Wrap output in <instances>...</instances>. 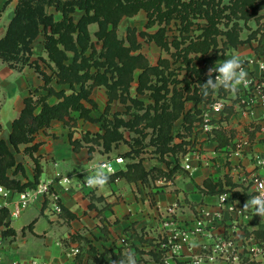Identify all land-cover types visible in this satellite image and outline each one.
Segmentation results:
<instances>
[{
	"label": "crops",
	"instance_id": "0c3cea01",
	"mask_svg": "<svg viewBox=\"0 0 264 264\" xmlns=\"http://www.w3.org/2000/svg\"><path fill=\"white\" fill-rule=\"evenodd\" d=\"M17 2L18 0H0V37L6 34L7 27L15 14ZM49 10L55 14L57 19L61 18V14L54 8H49ZM141 12L145 13L147 17L145 11L142 10L139 13ZM81 13V10H77L75 18L78 19ZM260 14H264V10H261ZM251 21H255L256 28L251 27ZM241 24H243L242 20ZM93 25L96 26L97 23L91 24V28ZM158 27L157 24L151 28H146L145 24L144 29L141 30L154 32ZM172 27L175 28L174 25ZM96 29L94 28L92 31ZM263 32L264 16L261 19L249 20L248 24L241 30L240 38L245 40L250 38L247 42L239 43L236 46L228 43L227 47L224 48V42L227 38L220 34L218 36V48L220 50L216 53L212 65L230 58L233 53H239L244 59L243 66L248 77L252 78L256 85H262L264 89V71L259 65L261 61L264 62ZM168 33L172 35L174 32L170 30ZM141 38L139 37L142 43L141 51L150 63L157 65L161 58L167 59L170 67L166 72L173 71L178 75L180 82H178L177 88L184 95L185 112L199 110L191 131L188 133L183 131V115L175 121L172 144L183 140L187 142L183 144L182 149L176 152L170 151L163 158L154 151V145L147 146L140 157H126L124 154L131 150L127 141H121L108 153H103L101 146L94 145L90 157L89 145L92 144L84 142L79 150H75L72 139L81 140L86 131L91 133L103 131L104 121L84 120L78 117V112H75L74 116L78 117L77 123L73 129H70L64 121L53 120L48 128L40 129L35 133L34 141L31 144H39L34 155L39 157L43 169L40 181H53L52 187L59 193L64 210L59 216L48 215L43 209L44 197L40 196L31 204L32 220L20 231L12 226L13 219L9 214L7 220L10 221V225L16 230V233L3 236L4 226H0V235L4 238V242L0 246V255L6 261L30 258L22 255H24V249H28L26 243H28L29 238H33L30 241L36 246L34 249L39 253L38 255H41L40 258L46 260L66 259L69 264H97L89 253L90 247H94L97 255H102L109 263L110 260L117 262V264L120 260H124L125 264H130L128 253L132 251L134 252L132 259L135 264H159L155 254L160 253L161 250L164 257L166 253L170 254L171 251L167 246H164L171 234L169 228H165L163 225L168 206L178 205L174 216L175 226L184 229L194 225L198 208L202 205L216 209L221 193L228 192L237 209L250 205L249 202L255 195V178H264V165H257L253 158L255 153L262 155L264 150V132L260 130L258 121L264 108H256L254 114L243 111L238 101L242 87L235 96L221 88L217 93L211 95L209 101H195L194 88L196 83L191 68H204L203 54L189 53L188 58L191 62L190 66L187 67L182 60L176 62L172 53L167 51L165 53V50L154 41L147 43L153 49L152 52L148 49L150 53H146L144 47L146 40H141ZM32 46L31 61H38L44 68L45 64L42 58L47 57L44 37L39 35ZM97 46L100 47L101 43H98ZM212 52L207 53L206 56L214 54ZM209 68L211 65L206 69V74H208ZM45 70L51 73L49 67H45ZM139 73L140 70H136L135 79L130 88V97L126 101L121 98L110 101V108L106 114L109 119L113 120L115 113H119L126 119L132 117L131 114L124 112L128 106L133 107V97H137L145 105L154 104L155 100L149 90H145L143 93L137 92ZM186 82L189 84L187 89L185 88ZM53 84L57 89L68 88V85L59 84L55 80ZM43 85L44 79L34 67L26 65L22 70H17L0 58V136L8 143H10L13 121L20 115L25 97L31 92L35 96L46 94L47 91ZM169 87L168 98L173 94L174 84L170 83ZM92 96L98 107L93 109L91 114L99 118L109 104L106 87H95ZM219 97L226 99L224 110L210 113V128L205 130L203 124L206 104ZM56 100L55 96L50 98L51 102ZM143 125L144 122L140 124V127ZM121 129L124 131L126 139L139 135L133 130ZM146 131L149 132L146 138L148 141L153 129L147 127ZM178 131H182L185 136H177ZM242 139H247L248 143L239 148L237 145ZM27 145L30 144L20 145V151L15 152L17 161L22 162L25 166L27 176L24 177L21 172L16 175L23 182L34 178V161L30 154L24 152ZM187 154L190 155V162L195 168L192 172L184 167V158ZM117 157L124 158L122 163L116 162L121 165L119 169H126L128 162H135L138 159H141L143 167L148 171L160 169L169 173L172 168L176 167V169L166 182L162 179L151 178L147 181L140 179L129 181L126 178H119L109 181L104 190L86 186L85 177L92 174L91 169L96 163L111 161ZM57 173L71 177L72 182L68 185L59 176L57 177ZM209 183L216 186V192L210 191ZM219 190L224 191L218 192ZM13 200L12 197L5 199L0 196V204ZM8 208L11 210L13 206ZM24 211L26 210L20 211V216ZM70 213L76 216L69 219ZM43 217L48 218L51 225L41 232L37 230V227ZM240 225L249 229L254 227L251 219L242 217L237 211H226L216 233L230 234L235 231L239 233ZM155 228L158 231L148 234V231ZM25 231H28L27 234ZM158 232H162L164 239L161 241L155 237ZM255 232L258 237L263 236L261 229H257ZM74 234H79L80 237L73 239L72 235ZM35 236H41L43 242L38 244ZM121 238H126V246L128 247L125 250ZM206 242L208 239L205 237H192L180 253L173 255L171 264H190L194 257L204 251L203 245ZM71 246L80 247L81 255H83L82 260L78 258L80 253L76 256H68L67 249Z\"/></svg>",
	"mask_w": 264,
	"mask_h": 264
},
{
	"label": "trees",
	"instance_id": "16d2710c",
	"mask_svg": "<svg viewBox=\"0 0 264 264\" xmlns=\"http://www.w3.org/2000/svg\"><path fill=\"white\" fill-rule=\"evenodd\" d=\"M49 8L58 11L61 18L57 19ZM77 10L82 11L78 19L75 18ZM142 10L147 14L146 28L158 24V29L154 32L137 31L128 26L126 37H120L118 29L122 19L134 17ZM261 10H264V0H18L6 34L0 37V58L17 70H22L26 65L34 67L43 77V88L47 93L35 96L31 92L26 96L20 115L13 121L10 143L0 136V185L24 191L40 182L43 169L39 157L34 155L39 144L31 143L37 131L48 128L56 119L64 121L70 129L76 126L78 117L88 121H104L103 131H86L81 140L72 139L75 150H79L84 142L91 143L90 157L94 145L101 146L102 152L108 153L121 141H127L131 146V150L124 154L130 158L140 157L150 145L155 146L154 151L161 158L170 151L182 149L187 141L172 144L175 121L183 115V131L188 133L199 110L185 112V98L177 88L180 82L178 75L173 71L166 72L170 67L167 59L161 58L157 65L151 64L141 51L139 37L156 42L163 50L172 53L176 62L182 60L187 67L191 62L189 53H202L204 68H191L197 81L194 100L209 101L212 93L204 96L201 84L207 81L206 69L212 66L220 50L218 36H226L224 48L228 43L236 46L249 41L250 38L241 39L240 32L249 20L264 16L260 14ZM93 23L98 25L95 31L91 29ZM170 30L174 32L172 35L168 33ZM39 35L44 37L47 52V57L42 58V61L51 73L41 67L38 61H31L32 45ZM262 36L264 38V32ZM98 43H101L100 47ZM211 51L214 54L206 56ZM138 69L137 92L149 90L155 100L154 104L145 105L137 97H131L133 107L128 106L124 113L132 117L126 119L115 113L114 119H109L106 114L110 101L115 98L126 101L130 97V88ZM54 80L68 85V88L57 89ZM170 83L174 84V88L172 96L168 98ZM97 86H105L109 97V104L99 118L91 114L98 107L92 96ZM188 86L186 82L185 88ZM52 96L57 98L55 102L50 101ZM75 112H78V117L74 116ZM143 122V127H140ZM147 127L153 129L148 141ZM121 128L133 130L139 135L126 139ZM177 136L185 135L178 131ZM22 144H30L24 152L31 155L35 164L34 178L25 182L16 177L19 172L27 176L24 164L17 161L15 155ZM175 169L172 168L169 173L160 169L148 171L143 167L141 159H138L128 162L126 169L112 172L109 181L119 178L129 181L169 179ZM208 185L211 192L217 191L216 186ZM9 214L7 206L0 207L3 236L16 233L7 220ZM75 216L70 213L69 219ZM79 237V234L72 235L73 239ZM79 253H82L81 249ZM89 253L95 263L110 264L102 255H97L94 247H90ZM82 257L80 255L79 259L82 260ZM155 258L159 264H164L161 250L155 254Z\"/></svg>",
	"mask_w": 264,
	"mask_h": 264
},
{
	"label": "built area",
	"instance_id": "2783aa9c",
	"mask_svg": "<svg viewBox=\"0 0 264 264\" xmlns=\"http://www.w3.org/2000/svg\"><path fill=\"white\" fill-rule=\"evenodd\" d=\"M264 62H260L259 65ZM216 64L212 65L214 67ZM264 71V69H262ZM218 72H213L212 76L215 81V77ZM249 84L247 88L242 86V90L238 95V101L242 110L254 114V111L258 107L264 108V89L262 85L255 84L252 78H249ZM195 83L197 85L196 77ZM195 85V86H196ZM226 104L224 97H219L215 101H211L206 104L204 114L205 130L210 128L211 112H222ZM259 128L264 132V111L258 118ZM248 143L247 139H242L238 143V147H242L243 144ZM264 147V143H263ZM264 155V150L263 154ZM259 153H255L253 158L257 165H264V156ZM116 162L122 163L123 157H117ZM191 157L187 154L184 158V167L189 171H193L195 168L191 164ZM112 166V172L115 171L111 161H107ZM67 183L72 182L71 177L57 173V177ZM53 181H40L35 187L28 188L24 191H16L15 189L8 188L4 185H0V196L5 199L8 197L14 198L11 202H4L0 204L3 206H13L10 210V216L12 219L20 216V211L30 206L38 197L43 196V209L50 216H59L63 213L64 207L60 201V196L57 191L52 187ZM86 184V183H85ZM255 195H259L261 191H264V178H255L254 183ZM86 186H88L86 184ZM225 197V198H222ZM178 205L173 204L166 208L165 219L163 225L165 228H169L171 231L168 241L164 243V246L168 247L170 254H165L163 257L164 264H171L173 255L180 253L182 248L189 243L192 237H205L208 239L203 245V252L190 262V264H249V263H262L264 264V216L257 214L254 206L248 205V207L236 208L235 204L230 199V194L224 192L219 194V199L216 209H211L207 206H201L198 208L197 215L194 221V225L190 228H180L175 226L176 220L174 218ZM226 211H237L239 215L244 218H249L254 223V227L249 229L244 225H240L239 233L235 231L230 234L216 233L217 227L223 221V217ZM261 229L263 231L262 238L258 237L256 230ZM4 238L0 235V246L3 244ZM80 252L79 246H71L67 249L68 256H76ZM0 264H69L68 260H46L40 257H30L27 259H15L12 261H6L5 258L0 255Z\"/></svg>",
	"mask_w": 264,
	"mask_h": 264
},
{
	"label": "clouds",
	"instance_id": "9594fccd",
	"mask_svg": "<svg viewBox=\"0 0 264 264\" xmlns=\"http://www.w3.org/2000/svg\"><path fill=\"white\" fill-rule=\"evenodd\" d=\"M243 65L244 59L239 53H233L230 58L218 61L214 67L208 69L207 81L201 84L202 94L208 96L210 93L215 94L223 88L235 96L242 86L247 88L249 84L248 73ZM260 68L264 69V63L260 64ZM213 72L219 73L215 77V83L212 78ZM91 171L92 174L85 177L86 184L90 188L104 190L112 173L110 163L98 162L92 167ZM249 203L254 206L257 214L264 216V191H261L259 195L253 197ZM245 207H248V205H245ZM133 256L134 252L129 251L128 259L130 264H135V261L132 259ZM110 264H117V262L110 260ZM118 264H125V261L120 260Z\"/></svg>",
	"mask_w": 264,
	"mask_h": 264
},
{
	"label": "rangeland",
	"instance_id": "374dc122",
	"mask_svg": "<svg viewBox=\"0 0 264 264\" xmlns=\"http://www.w3.org/2000/svg\"><path fill=\"white\" fill-rule=\"evenodd\" d=\"M147 17H146V15H145V13H143V12H141V13H139V14H137L136 16H134V17H128V18H125V19H123L122 21H121V24H120V26H119V29H118V33H119V36L120 37H126V34H127V27L128 26H131V27H134V28H136L137 29V31H139V29L141 30V29H144V27H145V24H146V21H147V19H146ZM250 25H251V27L253 26V27H257V24L255 23V21H251L250 22ZM96 27H97V25L96 26H92V30L95 28L96 29ZM248 31V30H247ZM144 40V38H141V40ZM147 43H149V41L148 40H146V43H145V45H144V47H145V52L146 53H150V51L148 52V49L149 50H151V52H152V47L149 45V44H147ZM165 53H166V51H165ZM111 163H112V165H113V167H114V169L115 170H118L120 167H121V165H119V164H117L116 163V160L115 159H111ZM160 179H162L163 181H168V179H166V178H160ZM30 209H32V206L30 205V206H28L25 210L26 211H24V213L22 214V216H19V217H17V218H14L13 220H12V226L16 229V230H18V231H20L21 229H22V227L23 226H25V225H27V224H29V222L32 220L31 219V216H32V211H30ZM51 225V222L48 220V218H46V217H43L42 219H41V221L39 222V225H38V227H37V230L38 231H43L44 229H47L49 226ZM153 231H158L157 230V228H155L154 230H151V231H148V234H149V232H153ZM27 232L28 231H25V233L27 234ZM24 233V234H25ZM31 233V232H30ZM30 235V234H29ZM32 235V234H31ZM34 236V235H33ZM32 236V237H33ZM36 237V236H35ZM156 238H157V240H159V241H161V240H163L164 238H163V235H162V232H158L157 234H156V236H155ZM126 238H121V240H122V242L124 243L123 244V249L125 250V249H127V247L128 246H126L127 244H126V240H125ZM30 240H33V238H29V241H28V243H26V246L28 247V249H24V255H22V256H24V257H40L41 255H38L39 253L34 249V248H36V246H34L33 244H32V242L30 241ZM36 241L38 242V244H41L42 242H43V238H41V236H39V237H36ZM65 243H63V245H64ZM66 245V244H65ZM31 247V248H30ZM81 254H79V256H80ZM79 256H78V258H79Z\"/></svg>",
	"mask_w": 264,
	"mask_h": 264
}]
</instances>
